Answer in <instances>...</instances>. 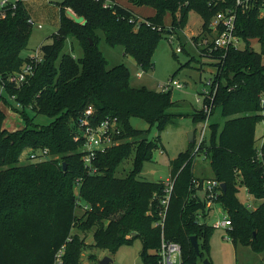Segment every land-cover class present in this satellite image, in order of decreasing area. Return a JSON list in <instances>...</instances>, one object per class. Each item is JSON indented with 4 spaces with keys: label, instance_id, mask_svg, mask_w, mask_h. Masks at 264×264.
<instances>
[{
    "label": "trees",
    "instance_id": "16d2710c",
    "mask_svg": "<svg viewBox=\"0 0 264 264\" xmlns=\"http://www.w3.org/2000/svg\"><path fill=\"white\" fill-rule=\"evenodd\" d=\"M130 1L150 5L155 12L142 17L116 0H62L60 25L52 34L53 41L40 46L43 62L28 81L20 85L6 81L7 95L0 93V264H80L85 242L72 231L74 227L84 231L94 228V245L110 252L139 237L143 264H161L157 253L162 233L160 210L166 212V237L182 244L181 264H197L203 257L202 249L209 248L215 227L198 220L205 203L192 187L195 139L171 160L174 184L166 207L161 203L165 180L138 178L142 163L153 158L159 145V140L147 136L150 127L164 129L172 117L168 111L174 103L171 89L132 85L125 63L109 66L99 46L98 31L104 32L107 43L122 45L125 55L149 69L154 66L163 31H170L165 24L168 11L173 13V30L184 26L190 9L200 14L202 31L194 36L198 44L211 18L218 11L234 8L236 0ZM262 3L253 0L248 7H238L237 34L244 46H231L223 61L213 59L215 53L210 56L211 64L223 68L214 100L215 108H221L223 123L210 124V133L198 150L208 156L214 176L226 185L218 199L232 219L229 234L233 242L250 245L256 251L264 248V200L250 208L238 193L245 186L255 198L264 197L263 168L255 159L259 139L256 123L264 119ZM30 19L22 0L0 17V72L5 80L29 58L22 50L31 35ZM69 37L78 42L81 54L60 55ZM197 46L204 55L205 47ZM11 95L21 106L14 101L10 104L25 120L24 127L14 130L4 126L3 103L9 102L7 96ZM88 107L94 110V123L108 116L118 122L112 134L115 142L97 151L93 159L97 169L93 172L82 158L83 139H75L78 119ZM37 114L51 120L36 122ZM194 116L204 119L205 113L201 110ZM133 117L146 120L149 128L136 127ZM46 147L56 157H43ZM30 148L39 154L27 162ZM132 154L131 170L116 176L118 167ZM79 207H86L83 219L77 214ZM194 234L201 255L192 245L190 237Z\"/></svg>",
    "mask_w": 264,
    "mask_h": 264
},
{
    "label": "rangeland",
    "instance_id": "374dc122",
    "mask_svg": "<svg viewBox=\"0 0 264 264\" xmlns=\"http://www.w3.org/2000/svg\"><path fill=\"white\" fill-rule=\"evenodd\" d=\"M25 1L34 20L28 43L22 50V54L28 56L38 50L42 43L53 41L52 34L56 32L60 25L59 3L62 0ZM121 1L130 4V0ZM137 9L146 15L154 12V8L150 5H142ZM262 11L261 14L264 15V10ZM78 18L80 19V17ZM172 21L173 13L168 11L165 16V24L170 31H163L155 49L154 66L149 69H143L132 56L125 55L122 45L113 46L107 43L104 32L98 31L101 36L99 46L107 57L109 66L125 63L131 71L132 85L137 87L145 85L154 90H162L160 85L173 77L183 84L182 87H173L170 90L174 103L168 109L172 115L169 123L161 130L156 126H152L147 133L150 139L159 140V145L154 149L153 158L142 163V168L138 173L140 179L167 180L171 178V160L177 157L179 152L190 147V131L195 132V140L198 141L202 122L204 121V119L194 116L195 113L201 114L202 102L198 101L197 97L203 96L206 81L213 75L214 65L211 64L212 59L202 55L199 48L194 44V36L202 31L203 19L198 12L190 9L183 27L173 30L170 26ZM39 24H42V27H38ZM178 46H181V51L176 50ZM243 46L244 42L240 40L239 47ZM256 48L260 49L258 43ZM63 52L81 54L82 49L74 38L69 37L66 39L60 55ZM139 72L141 73L139 74ZM0 93L7 95L1 80ZM7 97L10 100V97ZM12 101L3 103L5 111L4 126L14 130L24 127L25 120L19 111L10 104ZM49 120L51 118L41 114H37L35 117V121L39 123H46ZM132 122L138 128H149V123L142 118L133 117ZM214 122L223 123L220 107L215 108L210 116L209 127ZM210 129H207V133H210ZM263 132L264 119H259L256 123L257 139L260 138ZM48 157L56 156L51 154L49 150ZM133 158L134 155L132 154L121 163L116 171V176H125L131 170ZM29 161H31L30 158L27 159V162ZM193 172L201 177L214 176L210 159L202 151L196 152L193 156ZM199 194L203 196L204 192L201 190ZM238 195L243 203L249 204L250 208H254L262 202L261 199L255 198L251 193L249 194L245 186L240 187ZM85 209L86 207L77 209L80 219L84 218ZM225 215V209L217 204L205 219L209 223H213L217 219H223ZM93 230L94 228L84 231L78 227L72 229L73 232L77 231L85 242L81 252L80 264H99V260L108 255L112 258V261L108 264H143L140 255L143 247L141 238L137 237L133 243L123 244L116 251L110 252L105 248L94 245ZM202 250L203 257L197 264H205V258H209L213 264H264V248L261 251H256L250 245L235 244L229 231L224 227L214 229L209 248L204 247ZM60 261L62 260L60 259Z\"/></svg>",
    "mask_w": 264,
    "mask_h": 264
},
{
    "label": "built area",
    "instance_id": "2783aa9c",
    "mask_svg": "<svg viewBox=\"0 0 264 264\" xmlns=\"http://www.w3.org/2000/svg\"><path fill=\"white\" fill-rule=\"evenodd\" d=\"M19 0H0V17H4L7 15L8 10L10 8L14 9L17 6V2ZM109 2V0L107 1ZM253 0H236V6L234 8H228L226 10L218 11L209 22V29L206 35L200 39L198 44L194 41V44L202 45L205 47V56H212V53L217 54V57L213 59H219L223 61L225 59L228 49L232 47H239V42L241 38L237 34V10L239 6H250ZM264 10V0L261 7V13ZM31 22L34 23L33 19H30ZM38 27H42V24H39ZM200 50V47L197 46ZM177 51H181V46L176 48ZM201 51V50H200ZM44 54L41 51V48L36 50L34 53L29 55V58L23 63L19 70L11 72L7 79L2 76L0 72V80L3 84V89L6 81H10L14 84L20 85L25 81H28L35 73L38 65L43 62ZM212 61V60H211ZM223 68L220 65H214L213 75L206 81V88L203 91L202 97H197L198 101L202 102L201 110L205 113L204 121L202 122V126L199 133L198 141L196 140V147L194 150V154L198 152L200 146L206 139L209 130V120L210 116L213 114L215 110V95L217 89L220 85V75L223 73ZM141 72H139L140 74ZM161 88L163 91H167L172 89L173 87H182L183 84L174 77L169 79L167 82L162 83ZM234 86L229 87L231 89ZM10 99L15 102V105L20 107L21 103L16 101V96L11 95ZM261 102L264 103V96L261 98ZM93 108L88 107L85 111L80 115L78 119V128L79 133L75 134V139H83L82 150L83 155L82 158L84 160L85 166L87 167L89 172L95 171L97 168L93 165V159L96 157L97 151L100 149H104L108 145L113 144L115 141L113 139V132L118 129V122L116 119L112 117H105L98 123H94L92 120L93 116ZM264 132L260 136L256 144V155L255 159L259 161L263 168L264 175ZM30 159H35L39 152H37L34 148H30L29 150ZM42 156L47 157L49 154V148H44L42 151ZM166 182L165 195L161 198V203L168 205L172 191L174 180L169 179ZM221 182L215 177H197L195 176L192 179V187L195 188V193L199 194V191H203L204 195H200V197L204 200L205 206L204 209H201L198 212V220L200 222L207 221L205 218L208 216L209 212L215 207L217 204L221 206L219 202V196L222 193ZM248 191V190H247ZM249 192V191H248ZM250 194V192H249ZM262 201L263 198H260ZM249 206V204H247ZM222 207V206H221ZM223 208V207H222ZM226 211V210H225ZM161 218L159 223L162 225V233H161V241L160 246L157 250L158 255L160 256L159 261L161 264H181L182 261V244L181 242L169 239L166 237L164 232V220L166 216V212L164 210H160L159 212ZM208 222V221H207ZM209 223V222H208ZM212 224L215 228L224 227L228 231L233 227V222L228 212L226 211V215L223 219H217ZM63 248L59 251V256L62 254ZM58 256V257H59ZM60 261V257L58 258Z\"/></svg>",
    "mask_w": 264,
    "mask_h": 264
},
{
    "label": "water",
    "instance_id": "95a60500",
    "mask_svg": "<svg viewBox=\"0 0 264 264\" xmlns=\"http://www.w3.org/2000/svg\"><path fill=\"white\" fill-rule=\"evenodd\" d=\"M194 139H195V132L190 131L189 132V140L194 141ZM64 167H66V163H64ZM221 186L224 190L226 189V185L224 182L221 184ZM132 235H136V231H133ZM190 239H191L192 245L194 246L196 252L199 255H201L200 243H199L197 235H195V234L191 235ZM110 261H112V258L108 255V256H105L102 259H100L99 264H108ZM204 263L205 264H213L209 258H205Z\"/></svg>",
    "mask_w": 264,
    "mask_h": 264
},
{
    "label": "crops",
    "instance_id": "0c3cea01",
    "mask_svg": "<svg viewBox=\"0 0 264 264\" xmlns=\"http://www.w3.org/2000/svg\"><path fill=\"white\" fill-rule=\"evenodd\" d=\"M24 3H25V5H26V1L25 0H22ZM109 1H111V0H109ZM116 1H118V2H120L121 4H123V5H125V6H127V7H129V8H131V9H133L138 15H141L142 17H144V16H150V15H152V14H154V12H155V10H154V12H152L151 14H143L141 11H139L137 8H140L142 5H135V4H133V3H131V1H130V4H125L123 1H121V0H116ZM133 4V5H132ZM129 5H131V6H129ZM26 7H27V5H26ZM27 9H28V7H27ZM29 14H30V17L32 18V16H31V13L29 12ZM34 21V20H33ZM57 31V30H56ZM196 175V174H195ZM197 176V175H196ZM197 177H201V176H197ZM201 178H203V177H201ZM169 179H173V175H172V172H171V178H168L167 180H169ZM167 180H165V181H167ZM227 230V229H226Z\"/></svg>",
    "mask_w": 264,
    "mask_h": 264
}]
</instances>
